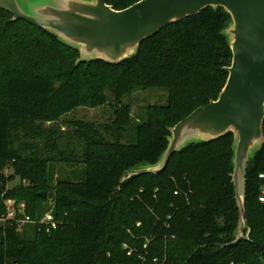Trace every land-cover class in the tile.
<instances>
[{
	"label": "trees",
	"instance_id": "1",
	"mask_svg": "<svg viewBox=\"0 0 264 264\" xmlns=\"http://www.w3.org/2000/svg\"><path fill=\"white\" fill-rule=\"evenodd\" d=\"M139 1L106 3L121 11ZM230 21L224 10L208 8L143 41L130 60L76 65L77 51L0 10V219L4 201L12 200L33 222L51 212L59 223L49 232L37 224L21 232L14 222L0 224V264H264V204L258 202L264 145L246 170L249 239L235 246H229L238 223L231 134L189 145L161 174L120 183L128 171L155 165L169 129L218 98L232 60L222 35ZM58 67L67 70L57 76L65 81L54 91L51 74ZM152 89L167 93L166 104L144 107L134 123L131 106L122 100ZM109 100L115 118L112 129L104 130L110 137L80 124L74 135L82 146L79 157L74 139L60 150L54 132H43L42 147L28 143L39 133L13 132L17 125L41 126L56 114L96 109ZM262 131L264 137V121ZM55 158L83 170L54 184ZM6 170L12 175L5 176ZM13 177L19 185L7 189Z\"/></svg>",
	"mask_w": 264,
	"mask_h": 264
},
{
	"label": "water",
	"instance_id": "2",
	"mask_svg": "<svg viewBox=\"0 0 264 264\" xmlns=\"http://www.w3.org/2000/svg\"><path fill=\"white\" fill-rule=\"evenodd\" d=\"M208 8L224 10L231 20L222 32L232 54L223 89L215 101L169 129L167 148L155 165L128 171L120 183L142 174H161L172 156L189 145L231 134L230 178L238 223L229 246H235L249 239L246 170L264 145V0H140L121 11L108 6L106 0H0V10L12 21L42 29L77 51L76 65L94 61L118 65L130 60L143 41Z\"/></svg>",
	"mask_w": 264,
	"mask_h": 264
},
{
	"label": "rangeland",
	"instance_id": "3",
	"mask_svg": "<svg viewBox=\"0 0 264 264\" xmlns=\"http://www.w3.org/2000/svg\"><path fill=\"white\" fill-rule=\"evenodd\" d=\"M67 68L58 67L54 69V72L51 74V84L54 88V91H57L62 84L64 83V79L61 77H57L62 73H65ZM58 78H61L58 79ZM56 97V102L58 101ZM112 100H109L108 103L105 105L96 108V109H88L85 107H77L69 112H62L56 114L54 116V121L52 123L44 124L41 126L37 125H30V124H23L17 125L14 128L13 132L15 131L16 134L19 132V135H24L26 133L33 134L39 133L40 137L34 140L28 141L29 144H35L38 147H42L45 143L46 136L43 132H54L52 140L55 139V143L57 144L58 149L65 150L66 144L71 140L74 139L78 144L74 145V150L79 157L81 154V143L78 142V139L74 137V135L79 133L80 124H89L94 126L95 129H98L103 135L109 136L110 133H106L104 128L107 126L112 129V122L115 118L114 116V108H112ZM167 102V93L164 90L160 89H152V90H144V91H136L129 95L128 97L122 100V103L129 104L131 106V118L132 121L135 123V120L143 115V108L146 106L151 105H164ZM56 109V108H55ZM42 134V135H41ZM110 134V135H109ZM14 135V134H13ZM21 139H19L15 146L20 143ZM126 142V140L124 141ZM27 143V142H26ZM76 147V148H75ZM52 176H53V183L55 184L58 180H65L69 179L72 180L74 174H79L83 170V166L79 164H65L60 162L59 158H55L54 163L50 165ZM5 176H11L12 172L10 170L4 171ZM19 185L18 179L13 177L12 182L7 184V189H12ZM22 205V204H19ZM23 206V205H22Z\"/></svg>",
	"mask_w": 264,
	"mask_h": 264
},
{
	"label": "built area",
	"instance_id": "4",
	"mask_svg": "<svg viewBox=\"0 0 264 264\" xmlns=\"http://www.w3.org/2000/svg\"><path fill=\"white\" fill-rule=\"evenodd\" d=\"M258 179L261 182L258 202L260 204H264V174H260L258 176ZM4 206L6 209V215L5 217H2L0 219V224H5L6 222H14L17 225L18 231L20 232L24 229L26 225L37 224V225L45 226L47 228L46 229L47 232H49L50 230L56 229L57 226L59 225V223L54 220V217L51 212H47L46 214H44L43 217L38 222H33L28 217L25 216L24 206L17 205L12 200L4 201ZM17 215H20L23 218L17 220L16 219ZM146 247L147 246L145 245L144 248ZM122 248L123 250L127 251V256H131L132 250H130L127 245H122ZM154 262H156V260H154Z\"/></svg>",
	"mask_w": 264,
	"mask_h": 264
}]
</instances>
